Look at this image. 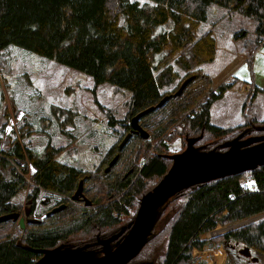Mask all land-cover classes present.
Wrapping results in <instances>:
<instances>
[{
	"label": "trees",
	"instance_id": "trees-1",
	"mask_svg": "<svg viewBox=\"0 0 264 264\" xmlns=\"http://www.w3.org/2000/svg\"><path fill=\"white\" fill-rule=\"evenodd\" d=\"M229 17V23L233 19L240 22L231 28L232 38L242 37L241 51L248 52L250 60L254 49L264 47V0H0L1 65L5 51L15 45L81 70L95 84L108 81L116 90L123 87L129 92L128 119L109 120L125 131L118 133L117 142L107 147L92 169L58 158L62 147L49 142L37 151L35 145L22 140V130L6 134V121H0V215L19 210L16 195L29 187L32 212L39 193L67 203L46 215L47 223H31L22 230L11 219L0 221V264H31L40 255L19 246V239L42 249L69 237L96 232L107 237L118 230L132 219L140 196L170 167L172 152L167 145L172 135L180 134L185 144L186 135L201 133L196 145L212 148L242 129L245 123L223 127L210 122L211 103L231 81L215 89L211 75L200 67L215 58L213 25ZM208 21L209 27L201 29ZM251 88L253 98L257 86ZM163 96L162 104L138 120L143 129L152 128L153 140L133 131L118 148L122 136L130 131L131 116L156 105ZM52 110L74 115L73 110L56 104ZM174 122L178 126L171 127ZM262 123L264 118L258 124ZM148 145L152 146L147 149ZM114 155L117 160L105 171ZM247 174L249 180L243 178ZM80 179L82 193L91 200L82 208L74 203L82 199L70 198ZM166 204L153 235L136 258L153 260V264H193L191 250L208 243L203 237L206 232L218 224L236 223L216 238L228 254L224 264L264 263V216L243 221L264 214V164L189 185ZM244 246L251 257L257 256L255 262L238 253Z\"/></svg>",
	"mask_w": 264,
	"mask_h": 264
},
{
	"label": "rangeland",
	"instance_id": "rangeland-1",
	"mask_svg": "<svg viewBox=\"0 0 264 264\" xmlns=\"http://www.w3.org/2000/svg\"><path fill=\"white\" fill-rule=\"evenodd\" d=\"M212 15L215 16L214 13ZM229 20L230 17L222 20L219 24L212 23L217 44L215 58L208 63L200 64L201 69L211 75V83L215 89L223 84H228L222 80L232 81L234 78L236 82L234 85L230 84V87L231 85L233 87L232 90L225 91L220 98H216L211 103L210 122L223 127L236 126L251 118L258 124L264 115V47L254 49L251 59H247L249 58L248 52L241 51L242 37L232 38L231 33V28H236L240 22L236 19L231 20L230 23H233L231 27ZM210 24L208 21L200 28L206 29ZM11 46L5 51L4 65L0 64V121H6L4 130L7 129V126L9 127L6 134L13 131L18 134L20 129L24 134L22 140L32 146L35 145L37 151H40L49 142L62 147L56 154L58 158L77 167L92 169L107 147L117 142L118 133L125 131L119 123L109 120L113 117L116 120L128 119L126 113L129 100L128 90L123 87L116 90L108 81L95 84L92 76L81 70L50 58L47 59L43 55L29 53L18 46ZM242 81L259 87L256 89L255 97L250 98L253 88L243 89L244 91L239 89L242 88L239 87L243 83ZM216 82L222 83L217 85ZM230 87H226V90ZM52 104L61 108H69L73 110L74 115L68 117V115L56 113L52 110ZM5 112L7 115L4 114ZM175 124V122L172 123L171 127L178 126ZM244 125L241 128L246 126ZM144 130L149 131L148 136L152 132V128H144ZM149 138L152 139L151 135ZM145 145L146 143L143 144V149ZM184 145L183 138L176 133L172 135L167 147L169 151L173 152L178 151V148L183 149ZM151 146L148 145L147 149ZM29 169L31 172L33 171L30 166ZM243 178L248 179V174ZM28 189L20 190L15 198L20 205L21 214L30 209L32 202L29 201ZM46 197L49 196L39 193L34 202L33 214L29 213L27 216V218L31 215L34 218H40V221L30 220L27 222L28 224L25 223L23 229L31 223H47L49 219L44 215L49 209H52L48 207L63 202L61 200L57 202L55 199L57 197H52L49 202L46 200L41 205L42 198ZM82 202L75 201L74 203L76 207L82 208L84 207ZM63 204L67 203L63 202ZM89 204L84 205L88 206ZM260 216H264L263 213L244 221H253ZM13 223H15L14 226L20 227L17 220ZM20 229L22 230V228ZM227 230L228 226L218 224L213 231L206 232L203 237L209 239V244H205L202 249L195 247L191 250V255L194 256L193 264H224L228 254L224 250V244L218 242L216 238ZM96 236L104 237L101 233L96 232L94 236L91 234L76 238L73 236L69 237L67 241L74 242V240L88 239L89 237L95 239ZM136 256L132 261L137 262V260L143 259L136 258Z\"/></svg>",
	"mask_w": 264,
	"mask_h": 264
},
{
	"label": "water",
	"instance_id": "water-1",
	"mask_svg": "<svg viewBox=\"0 0 264 264\" xmlns=\"http://www.w3.org/2000/svg\"><path fill=\"white\" fill-rule=\"evenodd\" d=\"M189 78L191 76L183 79L176 93L182 91ZM165 98L163 96L156 105L147 106L131 116L128 121L130 131L122 136L118 148L125 143L133 131L138 132L142 138L148 136V132L138 124V120L145 113L162 104ZM259 127L263 134L243 137V129L236 136L218 143V148H216L217 146L207 148L204 144L195 145L202 137L201 133L195 137L186 135L183 149L168 155L170 167L160 176V180L148 188L138 199V206L132 219L120 226L118 230L113 231L108 237L97 236L96 241L83 242V244L61 241L53 247H43L42 249L29 247L20 239L17 244L27 250L39 252L40 255L31 264H153V260H137V262H132V260L153 235V227L158 222L160 213L166 207L168 200L189 185L225 177L227 174H238L264 164V126ZM8 129L7 126L6 130ZM117 158L118 155H114L107 162L105 171ZM82 184L83 180L80 179L78 187L73 190L70 198L72 200L82 199L84 204H89L91 200L82 193ZM62 206H64L63 202L55 205L44 216L55 212ZM29 213L30 209L26 210L24 214H21L20 210L10 211L0 215V221L3 219L17 220L23 229L25 223L30 220L40 221V218H34L32 215L27 218ZM96 245H99L100 248H95ZM247 248L248 246L242 247L238 253L250 256L251 260L255 262L258 259L257 256L251 257Z\"/></svg>",
	"mask_w": 264,
	"mask_h": 264
},
{
	"label": "flooded vegetation",
	"instance_id": "flooded-vegetation-1",
	"mask_svg": "<svg viewBox=\"0 0 264 264\" xmlns=\"http://www.w3.org/2000/svg\"><path fill=\"white\" fill-rule=\"evenodd\" d=\"M263 118H264V115H263L262 118H260V120H262ZM252 120H253V119L250 118V120H247L248 122H247V121L245 122V125H246V126L244 125V126H245L244 128H247V129H244V128L240 129V131L244 129V132H243V135H244V136H243V137H246V136L248 137V136H251V135H254V134H260V135L263 134V131H262V132H259L260 129L258 130V128H260L259 126H264V123L256 125V124H253V121H254V120H253V121H252ZM257 127H258V128H257ZM240 131H238V132H240ZM237 134H238V133H237ZM237 134H236V135H237ZM236 135H235V136H236ZM129 136H130V135H129ZM55 199H57V198H55ZM55 199H54V200H55ZM42 200H43V202L41 203V205L44 204V202H45L46 200H48V202H49V201H50V198H49V197H46V198H44V199L42 198ZM74 200H77V199H74ZM78 200H81V199H78ZM29 201H32V198H30ZM54 206H55V204L49 206L48 208H52V207H54ZM27 207H29V206L27 205ZM30 214H33V212H32L31 210H30ZM96 239H97V236H96ZM95 241H96V240H95ZM85 242H88V241H85ZM96 247H97V248H100L99 245H96L95 248H96ZM132 262H134V261H132Z\"/></svg>",
	"mask_w": 264,
	"mask_h": 264
},
{
	"label": "built area",
	"instance_id": "built-area-1",
	"mask_svg": "<svg viewBox=\"0 0 264 264\" xmlns=\"http://www.w3.org/2000/svg\"><path fill=\"white\" fill-rule=\"evenodd\" d=\"M231 81V80H230ZM232 82V81H231ZM243 83H241V85L239 87H242V88H239V89H242V91H244L243 89L245 90H249L251 88V85L248 84V83H245L244 81H242Z\"/></svg>",
	"mask_w": 264,
	"mask_h": 264
},
{
	"label": "crops",
	"instance_id": "crops-1",
	"mask_svg": "<svg viewBox=\"0 0 264 264\" xmlns=\"http://www.w3.org/2000/svg\"><path fill=\"white\" fill-rule=\"evenodd\" d=\"M243 55V54H242ZM216 77V76H215ZM222 81H226V80H222ZM233 82V83H232ZM232 82L231 83H229V84H235L236 82L234 81V78L232 79ZM217 83V85H219V84H221L222 82H216ZM216 85V84H215ZM253 86V85H252ZM232 85H231V87L230 88H228L227 90L225 89V90H223V93H222V95L225 93V91H229V90H232ZM259 87L257 86V89H258ZM255 91H257V90H255Z\"/></svg>",
	"mask_w": 264,
	"mask_h": 264
}]
</instances>
